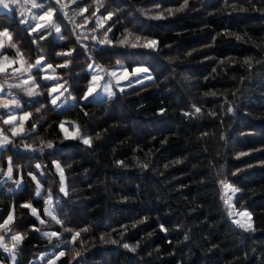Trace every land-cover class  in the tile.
<instances>
[{
  "label": "trees",
  "instance_id": "trees-1",
  "mask_svg": "<svg viewBox=\"0 0 264 264\" xmlns=\"http://www.w3.org/2000/svg\"><path fill=\"white\" fill-rule=\"evenodd\" d=\"M184 4L15 0L0 11L14 61L0 74V181L8 169L13 179L0 186V234L15 264H264V0ZM41 16L48 26L34 29ZM168 36L179 38L159 45ZM90 63L144 67L153 81L81 101ZM55 85L72 105L52 104ZM226 184L250 231L231 222Z\"/></svg>",
  "mask_w": 264,
  "mask_h": 264
},
{
  "label": "rangeland",
  "instance_id": "rangeland-1",
  "mask_svg": "<svg viewBox=\"0 0 264 264\" xmlns=\"http://www.w3.org/2000/svg\"><path fill=\"white\" fill-rule=\"evenodd\" d=\"M14 1L15 0H2V2H0V10L8 12L9 5L13 4ZM5 4L7 5V7L4 6ZM47 23H48V19L47 17H44L43 19H39L35 27L33 28L38 30L46 26ZM37 25H40L41 27H36ZM177 38H179V36H168L164 40L160 41L159 45L163 46L167 42L175 40ZM0 57L1 58L3 57L4 60L5 58H7L5 54H2V50L0 51ZM11 61L14 62L13 60H9V61L5 60L6 63L11 62ZM86 69L90 77V83L88 84L87 89L84 92L81 101H84L86 99H91L94 102L101 101V100L113 97L117 92L122 93L131 86L149 83L153 81V76L148 70L146 72H142V71L136 72L135 71L136 69H146L144 67H137L133 69L132 72L129 73L127 70L120 69V68L104 70V68L96 64L90 63ZM112 73H115V75H112ZM93 75L96 76L95 80H93ZM89 87L93 89L91 93H89L88 91ZM53 89H55V91H53ZM64 91L65 90H63L60 86H57V85L49 89L50 100L57 109L65 105L70 106L73 104L74 98L71 95H66ZM54 99H55V103H53ZM25 117L26 115H22V114L19 116L15 114H11L7 116V119L10 122H14L18 120L21 125L22 124L21 122L24 120ZM20 125L14 126L13 133L20 131ZM71 126L72 127H70L69 122H64L60 125L61 131L65 137L70 138V137H74L77 135L76 127L73 124H71ZM85 139L86 138L82 137L83 141ZM61 176H62V173H61ZM11 180L13 179L10 175V169H8L7 173L4 172L3 178L0 181V186L4 181H11ZM17 188H19V186L16 187L15 185H13L12 188L10 189H17ZM236 194H237V191L233 189L232 187H230L229 185L226 184L223 186L224 205H225L226 210L229 213V218L231 222L233 223L234 226H236L237 228L245 232L250 231L251 230V217L249 213L246 210H236L234 207V201H235ZM35 195H37V192L35 193ZM50 199L51 197L49 195L45 197V210L47 209L48 211L51 212L49 203L47 205V201H49ZM241 225H243V227ZM4 243H5V239L0 234V247L3 250V252L9 256V264H15V255H14L13 249L9 247L7 248L8 250H5V247L3 246Z\"/></svg>",
  "mask_w": 264,
  "mask_h": 264
},
{
  "label": "snow or ice",
  "instance_id": "snow-or-ice-1",
  "mask_svg": "<svg viewBox=\"0 0 264 264\" xmlns=\"http://www.w3.org/2000/svg\"><path fill=\"white\" fill-rule=\"evenodd\" d=\"M0 2H2V0H0ZM186 5H187V0H185V4L182 7H184ZM4 6L7 7L6 4ZM33 6H36V5H33ZM177 10H182V9H177ZM45 15H48V13H45ZM109 16H111V13H109ZM43 18H44L43 16L40 17V19H43ZM36 27H41V26L40 25H37ZM6 31L7 30L5 29V33H6ZM56 31L57 32L60 31L59 27H56ZM5 33H0V35L5 34ZM93 38H95V37H93ZM237 38H239V37H237ZM137 39H139V37H137ZM100 42L101 43H104L105 41H100ZM155 45H156V41H149L146 44V46H149V47H154ZM10 46L14 47L15 45H10ZM0 47H2V45H0ZM39 66H40V61L38 60L37 61V67H39ZM48 67H51V65H48ZM0 71H4V69L3 68H0ZM135 71L136 72H141V71L142 72H146L147 69H136ZM112 75H115V73H112ZM95 79H96V76L93 75V80H95ZM53 91H55V89H53ZM88 91H89V93H91L93 91V89L91 87H89ZM27 94L29 96L33 95V93L31 91H29ZM53 103H55V99L53 100ZM16 106L19 107V103H17ZM196 111L198 112L199 109L197 108ZM8 122L9 121H5V123H8ZM84 143H89V141L87 139H85L84 140ZM50 146H51V144H49V147ZM61 173H62V169H61ZM61 178L63 179V177H61ZM33 179H35V177H33ZM61 191H64V188L63 187L61 188ZM37 195H40L39 186L37 188ZM23 207H31V205L26 204V205H23ZM46 211L48 212L49 215H51V212L50 211H48L47 209H46ZM32 212H33V214H36V210L34 208L32 209ZM53 218L55 219V217H53ZM11 219H12V217L9 216V220H11ZM7 223H8V221H5V224H7ZM41 223H44V221L41 220ZM57 223H59V221H57ZM241 226L243 227V225H241ZM0 227H4V225H0ZM44 235H49V234L48 233H44ZM51 235L52 236H56L57 233L54 232V233H51ZM76 236H79V233H75V235L73 237V240H75V237ZM22 239H23V236H21L20 234H16V235H13L12 236V240L17 241V242H20ZM3 246L5 247V250H8L7 249V245H3ZM125 247H128V245H125ZM61 255H63V253H61Z\"/></svg>",
  "mask_w": 264,
  "mask_h": 264
},
{
  "label": "crops",
  "instance_id": "crops-1",
  "mask_svg": "<svg viewBox=\"0 0 264 264\" xmlns=\"http://www.w3.org/2000/svg\"><path fill=\"white\" fill-rule=\"evenodd\" d=\"M1 11V10H0ZM2 12V11H1ZM2 13H4L5 14V11H3ZM3 44H4V40H3V38H2V36L0 35V45H2V47H0V51L2 50V48H3ZM5 60L6 61H8L7 60V58H5ZM5 60H4V58L2 57H0V68H3L4 69V71H0V74H2V73H4L5 71H7V70H10V69H12V67H13V65H14V62H8V63H6L5 62ZM12 60V59H11ZM0 93H1V86H0ZM6 144H7V137H5V135L3 134V131L0 129V150L2 149V148H4L5 146H6ZM13 235H16V234H12V235H10V240L12 241V243H18L17 241H14V240H12V236ZM4 245H7V248H9V247H11V244L9 243V242H7V241H5V243H4Z\"/></svg>",
  "mask_w": 264,
  "mask_h": 264
},
{
  "label": "built area",
  "instance_id": "built-area-1",
  "mask_svg": "<svg viewBox=\"0 0 264 264\" xmlns=\"http://www.w3.org/2000/svg\"><path fill=\"white\" fill-rule=\"evenodd\" d=\"M7 60H8V61L11 60V57L7 56Z\"/></svg>",
  "mask_w": 264,
  "mask_h": 264
}]
</instances>
